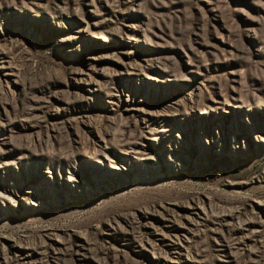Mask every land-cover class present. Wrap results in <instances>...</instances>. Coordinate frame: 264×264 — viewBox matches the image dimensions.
<instances>
[{
  "label": "rangeland",
  "instance_id": "1",
  "mask_svg": "<svg viewBox=\"0 0 264 264\" xmlns=\"http://www.w3.org/2000/svg\"><path fill=\"white\" fill-rule=\"evenodd\" d=\"M0 264H264V0H0Z\"/></svg>",
  "mask_w": 264,
  "mask_h": 264
}]
</instances>
